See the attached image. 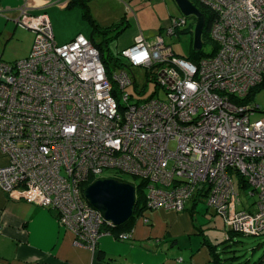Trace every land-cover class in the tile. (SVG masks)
<instances>
[{"label":"built area","instance_id":"obj_1","mask_svg":"<svg viewBox=\"0 0 264 264\" xmlns=\"http://www.w3.org/2000/svg\"><path fill=\"white\" fill-rule=\"evenodd\" d=\"M203 2L216 14L212 56L195 64L162 36L150 42L139 33L115 55L111 75L91 40L59 44L49 17L25 4L16 23L35 34L31 52L13 63L0 56V152L9 160L0 189L55 211L75 244L94 253L112 227L83 186L107 170L146 184L145 213L185 212L205 198L224 218L226 241L262 236L264 120L251 121L261 110L251 100L264 88V0ZM186 25L174 18L167 34ZM138 68L157 69L166 99L130 104L129 71ZM246 188L255 199L244 206Z\"/></svg>","mask_w":264,"mask_h":264},{"label":"crops","instance_id":"obj_2","mask_svg":"<svg viewBox=\"0 0 264 264\" xmlns=\"http://www.w3.org/2000/svg\"><path fill=\"white\" fill-rule=\"evenodd\" d=\"M54 1L0 0V18L4 15L15 24L21 8L29 3L32 14L49 17L59 44L84 35L82 30L69 32L64 26L71 13L75 17L82 14L95 29L108 20L111 23L105 24L106 29L112 31L106 33L108 41L105 44L114 56L131 47L140 33L138 21L127 5L132 0H82L88 9L80 5L67 8L70 0L58 2L57 7L52 4ZM137 1L143 8L152 6L149 12L157 14L160 24L166 22L167 0ZM119 13L124 15L121 19H114ZM170 24L171 20L168 26ZM166 28L162 26L158 34ZM31 34L35 38V34ZM95 34L93 29L90 34L93 42ZM98 34L102 35V32ZM8 164L7 157L0 153V168ZM199 202V199L189 202L185 212L143 211L131 229L117 231L109 228L94 253L75 244L74 234L60 225L55 211L15 200L0 189V264H233L222 257L218 244L208 237L209 226L196 220ZM124 234L129 237L123 238Z\"/></svg>","mask_w":264,"mask_h":264},{"label":"rangeland","instance_id":"obj_3","mask_svg":"<svg viewBox=\"0 0 264 264\" xmlns=\"http://www.w3.org/2000/svg\"><path fill=\"white\" fill-rule=\"evenodd\" d=\"M61 0H56L52 2L54 6H57L58 2ZM193 4L198 5L203 1H211V0H190ZM131 3V4H130ZM129 5L134 13V18L137 19L139 27L138 30L142 35L148 39L150 42H154L157 36H162L164 38L165 44L173 49L176 55L186 61L197 64L200 60L199 58L204 57L203 55L212 54L216 46L215 44L205 38L203 40V50L201 53H196L194 51V41H195V28L196 23L194 17L184 18L187 20V25L185 28L177 32L174 36H169L167 34V29L170 20L172 19H182L183 15L179 10L177 4L173 0H167V19L164 24L161 23V19H157L156 15L151 14L149 12L152 9V6H145V8L141 7V4L138 3L137 0H132ZM163 4H166L163 2ZM140 5V6H139ZM110 10V9H108ZM108 14L110 11H108ZM129 12V8H128ZM126 13V12H123ZM124 14H117L114 19H121V16ZM4 16V15H3ZM0 18V56L2 61L7 63H13L18 60H23L30 54L29 50L32 48L34 44V35L31 34V31L24 30L19 27L16 23L14 24L12 21H8L6 17ZM70 19H67L64 23V26L69 30V32H74L78 30L84 31L85 38L91 40L92 36H90L92 30L94 28L93 24L86 21L81 14L80 17H75L73 13L69 15ZM79 16V15H78ZM72 17V18H71ZM162 17V16H161ZM95 20L96 18L93 17ZM109 18V15L105 17V20ZM119 19V20H120ZM107 22L100 25L97 34L93 37L96 44L100 45L103 50V54L108 59V51L106 45L104 44L105 37L99 32H104L107 28L105 24L111 23ZM113 21V20H112ZM155 23L158 25L155 26ZM92 24V25H91ZM165 26L166 30L160 33V28ZM103 27V28H101ZM119 54V53H117ZM116 54V55H117ZM201 56V57H199ZM116 66L114 62H112V67ZM157 69L153 71H148L143 68L134 69L129 71L131 78L135 81V84L130 85L126 88V93L133 96L131 98L130 104H137L143 101L158 98V99H166L165 91L159 87L156 81L152 78V74ZM134 74V75H133ZM115 87L118 89L117 85ZM252 106H260V113H256L251 117V121L264 120V88L260 91H255L251 100ZM174 148V145H172ZM1 153V152H0ZM2 154V153H1ZM104 178H113L120 181H125L127 183H131L136 187L141 185V180L135 178L129 174H118L115 170H107L104 173ZM97 180H99L97 178ZM96 180H94L95 182ZM93 182V183H94ZM139 190H137V193ZM244 194H240L241 200L244 203V206L253 202L255 198H251L249 201L247 199L248 192H250L249 188L242 189ZM139 193L137 194L138 197ZM196 220L203 225H208L209 228L207 230L208 237L213 241V243L218 244L219 252L222 251V257L225 260L231 261L233 264H254L258 262L260 259L264 257V234L262 236H244L241 234H234L232 240L230 242H225L229 237L227 232L228 227L225 224L224 218L222 215L218 214L214 209H208L207 204L205 202V198H201L200 202L197 204V213L195 214Z\"/></svg>","mask_w":264,"mask_h":264},{"label":"water","instance_id":"obj_4","mask_svg":"<svg viewBox=\"0 0 264 264\" xmlns=\"http://www.w3.org/2000/svg\"><path fill=\"white\" fill-rule=\"evenodd\" d=\"M62 1V0H61ZM183 18L194 17L195 28L194 51L203 49V32L206 27V16L190 0H173ZM88 202L98 210L106 223L117 228L127 223L137 206V188L131 183L113 178L99 179L85 190Z\"/></svg>","mask_w":264,"mask_h":264},{"label":"trees","instance_id":"obj_5","mask_svg":"<svg viewBox=\"0 0 264 264\" xmlns=\"http://www.w3.org/2000/svg\"><path fill=\"white\" fill-rule=\"evenodd\" d=\"M77 5H80V6L84 7V8H86V9H88V6L82 0H72V1L70 0V2L67 3L66 7L67 8H71V7H74V6H77ZM195 6L199 8V10L206 16V19H207L206 27L204 29L203 37L202 38H203V40L205 38H208L209 40L212 41L211 36H210V30H211L212 24L215 22L216 14H215V12L210 7H208L207 5H205L204 2H202L201 4L195 5ZM87 13H88V11L86 12V14ZM194 20H195V23H197V20L195 18H194ZM186 22H187V20H186ZM182 29H180V30H182ZM95 30L97 31L98 29L96 28ZM105 30H107V29H105ZM110 31H112V30H107V31L102 32V35L105 36V38H104L105 41H106L105 43H107V41H108V38L106 36L107 35L106 33L109 34ZM93 44L100 50L101 56H102V60H103L104 64L106 65V69L108 71V74L111 75V72H112V62H115L116 57L114 56V54H112L108 50V46L106 44L105 45H106V48H107V51H108V55H109L108 59L103 54V50L100 47V45L96 44L95 41L93 42ZM203 46H204V44H203ZM215 46H216V44H215ZM202 50L199 53H201ZM216 50H217V47H216L215 51ZM215 51H214V53H215ZM212 54H210V55H203V56L204 57H209V56H212ZM199 57H201V56H199ZM204 57H202V58H204ZM202 58H199V59H202ZM118 174H120V173H118ZM103 179H105V178H103ZM94 180L95 179H91L90 181H88L87 183H85V188L83 186V190H86L94 182ZM136 188H137V190H139V192H138L139 195L137 197V206H136V209H135V212H134V216L127 223H125L124 225H122L120 227H117L116 228L117 231H123V230L126 231V230L131 229L132 228V225L135 222V220L142 214L144 208L146 207V199H147L146 198L147 197V190H146L147 187H146V184L144 182H141V185L139 187H136ZM108 229L109 228L106 227V230H108ZM233 236H234V234H231V236H230V239L231 240H232ZM230 241H225V242H230ZM257 263L258 262H256L255 264H257Z\"/></svg>","mask_w":264,"mask_h":264},{"label":"bare ground","instance_id":"obj_6","mask_svg":"<svg viewBox=\"0 0 264 264\" xmlns=\"http://www.w3.org/2000/svg\"><path fill=\"white\" fill-rule=\"evenodd\" d=\"M180 19V18H179Z\"/></svg>","mask_w":264,"mask_h":264}]
</instances>
